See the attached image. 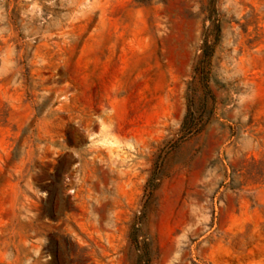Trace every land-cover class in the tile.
<instances>
[{
  "label": "rangeland",
  "instance_id": "374dc122",
  "mask_svg": "<svg viewBox=\"0 0 264 264\" xmlns=\"http://www.w3.org/2000/svg\"><path fill=\"white\" fill-rule=\"evenodd\" d=\"M0 264H264V0H0Z\"/></svg>",
  "mask_w": 264,
  "mask_h": 264
}]
</instances>
